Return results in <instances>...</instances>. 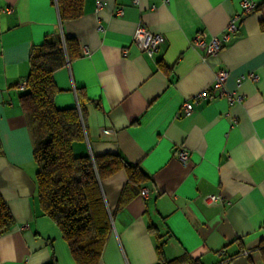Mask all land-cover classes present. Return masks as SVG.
<instances>
[{"label": "crops", "instance_id": "obj_1", "mask_svg": "<svg viewBox=\"0 0 264 264\" xmlns=\"http://www.w3.org/2000/svg\"><path fill=\"white\" fill-rule=\"evenodd\" d=\"M241 1L85 0L80 18L61 22L56 0H0V192L15 219L0 236V264H76L41 207L20 100L33 46L62 35L82 50L55 72L59 108L85 93L86 137L74 142L75 154H121L151 177L142 187L149 197L140 192L122 205L126 171L104 180L113 229L100 264H155L160 243L180 263L264 264V0L248 14ZM237 13L217 55L192 45L199 32L208 41L221 35ZM139 23L166 37L153 55L133 41ZM221 69L226 89L242 99L204 98L184 115L183 102ZM250 73L259 78L238 84ZM179 146L190 151L188 165ZM207 194L223 201L207 203Z\"/></svg>", "mask_w": 264, "mask_h": 264}, {"label": "trees", "instance_id": "obj_2", "mask_svg": "<svg viewBox=\"0 0 264 264\" xmlns=\"http://www.w3.org/2000/svg\"><path fill=\"white\" fill-rule=\"evenodd\" d=\"M56 1L61 22L78 19L84 13L85 0ZM81 55L79 41L67 35L46 37L34 45L29 57L30 72L20 83L25 84L20 100L34 142L36 182L44 214L59 226L76 264H100L113 229L104 180L122 169L126 171L128 180L120 198L122 205L140 193L151 177L121 154H75L74 142L86 137L85 93L79 90L77 106L59 108L55 103L59 91L55 72ZM14 225L13 213L0 192V236ZM150 229L156 227L151 225ZM155 264L180 261L168 259L160 243Z\"/></svg>", "mask_w": 264, "mask_h": 264}, {"label": "built area", "instance_id": "obj_3", "mask_svg": "<svg viewBox=\"0 0 264 264\" xmlns=\"http://www.w3.org/2000/svg\"><path fill=\"white\" fill-rule=\"evenodd\" d=\"M134 3H137L138 0H133ZM242 12L241 14H248L257 8V3L253 0H242L241 1ZM101 7V3H99ZM5 10H12L10 7L5 8ZM120 14H123V10H119ZM241 14H234L229 23L221 35H214L209 41L206 39V34L199 32L195 35L192 45L194 47L205 49L208 55H217L220 50L225 45L226 41L229 39L232 32L237 29V21L241 18ZM99 29H102V25H99ZM166 40V37L162 33H155L151 31L145 24L139 23L136 27V30L133 34V41L136 45L143 51L147 52L149 55H153L158 51L159 46ZM85 53L89 52V48L85 47ZM127 52L126 50L124 51ZM228 76V71L221 69L210 87L198 92L191 98L186 99L183 102L182 109L183 114L189 116L193 113L195 105L204 98H213L214 96H227L230 102L240 101L242 96L237 94L235 91H229L225 87V81ZM245 78L258 79L259 75L256 73H250L249 75H241L238 77L237 82L240 84ZM23 87L25 84L22 85ZM218 93V94H216ZM177 156L184 165H188L190 160V151L184 146H179L177 148ZM141 194L143 197H149V190L143 188L141 189ZM205 201L207 203H216L223 201V197L219 194H207L205 195ZM180 264H190L188 262H183Z\"/></svg>", "mask_w": 264, "mask_h": 264}]
</instances>
